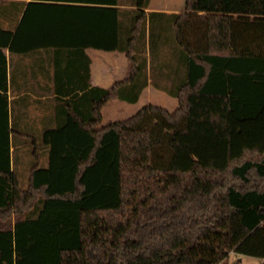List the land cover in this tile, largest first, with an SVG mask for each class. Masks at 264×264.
<instances>
[{
  "label": "trees",
  "instance_id": "16d2710c",
  "mask_svg": "<svg viewBox=\"0 0 264 264\" xmlns=\"http://www.w3.org/2000/svg\"><path fill=\"white\" fill-rule=\"evenodd\" d=\"M149 2L134 0L128 45L94 47L125 52L128 75L61 96L60 123L43 134L48 164L35 157L26 183L0 128V264L264 260V0H186L147 18ZM21 34L0 28L4 68L2 47L32 49ZM54 49L84 57L89 77L87 47ZM149 76L178 106L149 102L101 125L103 105L137 101Z\"/></svg>",
  "mask_w": 264,
  "mask_h": 264
},
{
  "label": "crops",
  "instance_id": "0c3cea01",
  "mask_svg": "<svg viewBox=\"0 0 264 264\" xmlns=\"http://www.w3.org/2000/svg\"><path fill=\"white\" fill-rule=\"evenodd\" d=\"M178 4L176 0L164 3L150 0L144 10L149 18L153 11L169 14L184 10ZM108 6H115L116 9ZM136 8L134 0H118V3L98 0H0V28L12 31L19 28L22 33L20 45L32 48L10 51L8 47H2L6 68L0 53V128L9 126L12 165L21 175L29 174L27 171L35 157L40 158L42 165L48 164L49 149L43 142V134L45 129L60 123L61 96L84 94L86 88L92 85L108 87L128 75L130 61L125 52L94 47L128 45ZM108 32H120L119 42H110L115 38ZM78 46L87 47L86 52L91 58L89 77L84 57L61 58L54 49ZM164 46L167 47L166 44ZM162 93L176 99L171 100L175 109L178 106L177 97L152 84L149 76L137 101L118 98L103 105L101 125L126 118L146 103H156L154 100ZM105 112L116 114L105 119ZM12 128L18 131L13 132ZM227 261L228 258L219 264Z\"/></svg>",
  "mask_w": 264,
  "mask_h": 264
},
{
  "label": "rangeland",
  "instance_id": "374dc122",
  "mask_svg": "<svg viewBox=\"0 0 264 264\" xmlns=\"http://www.w3.org/2000/svg\"><path fill=\"white\" fill-rule=\"evenodd\" d=\"M159 1L164 3V2H169L170 0H159ZM181 1H182L181 2L182 4L179 3L180 2L179 0H176V3L177 4L179 3L178 5H182V7L184 8L185 0H181ZM154 20H156V19L154 18ZM160 30H161V28L159 29L158 26L154 23L153 30H152L153 43H155V37L157 36V34L159 33ZM162 31H163V34L172 38L174 28H173L169 19L167 20V23L165 24V26L162 28ZM170 38H167V41H166L167 43L170 42V40H169ZM167 48L169 49V51L171 50V46H169ZM165 54L169 55V52L167 53V51L165 50ZM171 100L176 101V99L172 98V96L168 95L167 93H164L162 96L156 98L154 101H156L157 104H162V105L167 106L168 109H173L174 105L172 104ZM115 114L116 113H111V115H115ZM111 115H109V113L105 112V119H107ZM27 173H29V170L27 171ZM27 175L28 174H26V173H24L22 175L20 174L21 179L24 181L23 183H26ZM240 256H243L242 260H240L241 262H243V264H264V260H262V258H260L258 256L249 255V254L236 255V253H234V252H231L229 254L228 260H229V262H234V261L239 260Z\"/></svg>",
  "mask_w": 264,
  "mask_h": 264
}]
</instances>
